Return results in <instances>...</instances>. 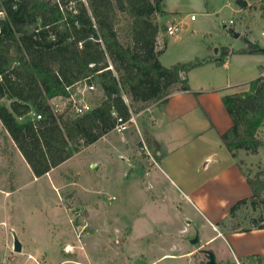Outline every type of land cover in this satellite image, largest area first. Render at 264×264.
I'll use <instances>...</instances> for the list:
<instances>
[{"label": "trees", "instance_id": "16d2710c", "mask_svg": "<svg viewBox=\"0 0 264 264\" xmlns=\"http://www.w3.org/2000/svg\"><path fill=\"white\" fill-rule=\"evenodd\" d=\"M0 11V122L35 178L113 130L117 118L128 120L152 103L167 102L175 90H189L191 69L211 61L222 65L233 52L222 47L217 58L162 65L165 41L158 45L157 37L166 29L158 22L166 13L163 0H0ZM240 51L255 48L249 44ZM89 81L101 92L92 97L91 110L78 116L53 112V98L67 97ZM221 101L232 122L219 135L221 145L233 157L238 150L256 154L264 145L258 137L264 77L251 80L246 91L224 94ZM31 110L41 118L20 121ZM142 135L159 161V143L145 129ZM237 165L243 170L242 161ZM251 173H245L251 196L233 204L231 216L241 205H264V169ZM259 218L262 223L252 227L264 228V213ZM261 259L249 255L240 264H262Z\"/></svg>", "mask_w": 264, "mask_h": 264}, {"label": "rangeland", "instance_id": "374dc122", "mask_svg": "<svg viewBox=\"0 0 264 264\" xmlns=\"http://www.w3.org/2000/svg\"><path fill=\"white\" fill-rule=\"evenodd\" d=\"M163 1L169 10L164 18L175 17V22L181 24L174 34L179 39L170 44V52L189 61L208 54L217 58L222 47L229 48L233 52L225 61H231L230 68L217 63L213 67L222 77H229L228 91L243 90L247 85L242 82L252 75L241 74L235 66H248L251 60L258 63L259 58L264 64L263 53L240 51L255 42L264 46V0H245L240 5L235 0ZM190 14L197 19L191 20ZM236 32L239 37L233 36ZM95 93L90 94L91 99ZM1 102L8 104L4 99ZM133 114L126 131L118 133L113 129L106 137L53 168L49 176L38 178L33 177L0 122V261L5 259L8 264H189L182 256L160 258L158 248L162 246L179 254L182 247H195L197 243H188L187 235L180 231V223H185L180 213L184 210L182 203V209H178V203L171 197L160 201L155 192L156 185L149 173L157 170L160 159L156 160L154 148L143 140L145 127L136 117L139 113ZM258 137L264 144V123ZM263 147L260 146L261 152L255 157L262 169ZM94 159L97 163L93 166L90 162ZM243 170L248 173L250 168L244 164ZM263 213L264 205L256 209L249 204L241 205L224 222L223 228L252 227L262 223L259 217ZM127 226L132 230L128 239V233L120 235L121 230H128ZM14 235L20 238L21 251L10 248ZM143 236L144 240L140 239ZM66 244L70 245L68 250H65ZM206 261L203 252H196L191 264H207ZM251 262L256 264V260ZM260 262L264 264V259Z\"/></svg>", "mask_w": 264, "mask_h": 264}, {"label": "crops", "instance_id": "0c3cea01", "mask_svg": "<svg viewBox=\"0 0 264 264\" xmlns=\"http://www.w3.org/2000/svg\"><path fill=\"white\" fill-rule=\"evenodd\" d=\"M163 3L165 12H168L166 1ZM237 10L240 12L241 7ZM165 16L166 13L158 16L160 24L168 25L176 21L175 17L166 20ZM196 19L195 17L193 21ZM163 32H159L157 37L158 45L165 41L164 50L159 55L161 64L169 66L175 62L187 60L177 58L170 52V44L175 43L179 35H172L165 39ZM233 36L239 37L240 34L236 32ZM203 58H210V56L208 54ZM215 64L216 62L211 61L191 69L188 72L189 90H175L168 96L167 102L152 103L136 115L137 119L144 122L145 130L151 139L159 143L158 171L149 173L156 185L155 192L160 201L168 200V196L171 197L178 203L176 205L178 209L181 208L182 203L184 210H180V213L185 223H180V231L187 235L188 243H197L195 247H182L179 254H176L178 251L172 248V250H166V247L162 246L158 248L161 251L160 258L170 259L182 256L187 262L189 261V264L193 254L202 252L203 249L213 252L217 264H240V260L246 256L254 254L264 256V228L250 227L247 231L223 228L224 222L231 216L230 207L237 201L249 199L251 196L245 172L239 168L237 161L247 164L253 175L260 167L258 163L256 164L255 157L260 154L261 149L259 147L256 154L238 150L236 157H233L221 145L219 138V135L232 123L221 97L224 94L246 91L249 82L261 76L264 64L259 58L258 63L251 60L248 66L236 65L234 68L236 71L252 76L242 82L247 85L243 90L234 91H228L229 77H222L213 67ZM230 64L231 61L226 60L222 67L230 68ZM95 94L101 96L98 89ZM131 115L134 116L133 113ZM20 120H29V117ZM108 133L101 138L106 137ZM262 150L264 152V147ZM95 162L97 163V160L94 159L90 163L94 166ZM52 170L43 176H49ZM177 211L179 213V210ZM126 228L128 230H121L122 234H119L128 233V239L132 230L131 227ZM23 231L24 227L21 232ZM14 238L20 239L17 235L13 236V240ZM140 239L144 240V236ZM20 246L22 249L21 244ZM64 246L65 250L70 248L68 244ZM10 248L13 249L12 243ZM0 264L8 263L4 259L0 261Z\"/></svg>", "mask_w": 264, "mask_h": 264}, {"label": "built area", "instance_id": "2783aa9c", "mask_svg": "<svg viewBox=\"0 0 264 264\" xmlns=\"http://www.w3.org/2000/svg\"><path fill=\"white\" fill-rule=\"evenodd\" d=\"M2 14L3 12L0 11V16H2ZM195 17L196 16L194 14L190 15L191 20H194ZM180 28V23L172 22L166 25V29L163 34L165 36H172L176 34V32ZM261 76L264 77V70L262 71ZM95 91H97V85L93 81L78 84L76 86L75 91L70 93L67 97L53 98L50 102L52 110L54 113H60L64 111L73 116L82 115L85 112L91 110L92 104L90 94ZM112 114L115 115L114 112H112ZM27 116L29 117V120L41 118V114L33 110L29 111ZM131 120H133V118H129L128 120H122V118H117V125L114 127V130H116L118 133H123L129 127V122H131Z\"/></svg>", "mask_w": 264, "mask_h": 264}, {"label": "water", "instance_id": "95a60500", "mask_svg": "<svg viewBox=\"0 0 264 264\" xmlns=\"http://www.w3.org/2000/svg\"><path fill=\"white\" fill-rule=\"evenodd\" d=\"M251 45L255 48L256 51L264 53V47L260 46L257 42L252 43ZM195 240L196 239H194V241ZM13 249L15 251H20V249H21L20 243H19L17 238H14ZM202 252L206 255V258H207L206 263L207 264H217L212 251L203 249Z\"/></svg>", "mask_w": 264, "mask_h": 264}]
</instances>
